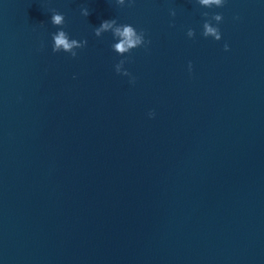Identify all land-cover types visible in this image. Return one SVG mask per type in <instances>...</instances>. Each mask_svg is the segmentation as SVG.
<instances>
[{"label":"water","instance_id":"obj_1","mask_svg":"<svg viewBox=\"0 0 264 264\" xmlns=\"http://www.w3.org/2000/svg\"><path fill=\"white\" fill-rule=\"evenodd\" d=\"M52 9L88 41L76 58L51 52ZM201 11L0 0V264H264V3L207 10L221 41ZM113 16L151 40L134 85L92 34Z\"/></svg>","mask_w":264,"mask_h":264},{"label":"clouds","instance_id":"obj_2","mask_svg":"<svg viewBox=\"0 0 264 264\" xmlns=\"http://www.w3.org/2000/svg\"><path fill=\"white\" fill-rule=\"evenodd\" d=\"M264 3V0H261ZM112 3L118 8H130L135 4V0H112ZM196 6L201 11L200 15L203 17L200 25V36L205 39H211L213 41L222 40V32L220 30V24L223 21V15L220 12L209 13L210 9L223 8L227 0H194ZM79 14L82 17H87L90 14L89 7L82 4L79 8ZM175 8H169L168 15L170 17L176 16ZM239 16H233V20H238ZM49 23L55 27V31L49 33L50 35V49L52 53H64L71 58L78 56L79 50L87 46L86 38H75L65 30V14L55 9L50 10ZM43 25V22H41ZM172 26L171 23L169 25ZM92 34L96 38H101L104 34H109L111 39L109 41V48L112 53L115 54L118 59L112 65L113 71L121 76L127 77L128 83L134 85L136 81L135 75L126 67L130 62L131 53L136 49H147L151 43L146 31L143 28H139L130 22H121L118 17L113 16L111 18L103 19L96 26L92 27ZM185 35L188 39H193L196 35L195 29L188 27ZM223 50L229 51V44L223 43ZM192 61L187 62V71L192 72ZM75 78V75L73 76ZM148 118H153L155 112L151 109L148 110Z\"/></svg>","mask_w":264,"mask_h":264}]
</instances>
